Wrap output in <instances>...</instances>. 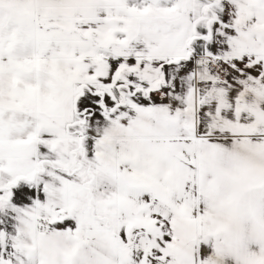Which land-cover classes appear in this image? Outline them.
Instances as JSON below:
<instances>
[{
  "label": "snow or ice",
  "instance_id": "obj_1",
  "mask_svg": "<svg viewBox=\"0 0 264 264\" xmlns=\"http://www.w3.org/2000/svg\"><path fill=\"white\" fill-rule=\"evenodd\" d=\"M0 264H264V0H0Z\"/></svg>",
  "mask_w": 264,
  "mask_h": 264
}]
</instances>
